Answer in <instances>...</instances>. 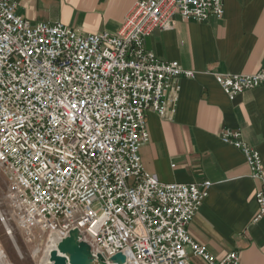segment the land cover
I'll use <instances>...</instances> for the list:
<instances>
[{
	"label": "built area",
	"instance_id": "1",
	"mask_svg": "<svg viewBox=\"0 0 264 264\" xmlns=\"http://www.w3.org/2000/svg\"><path fill=\"white\" fill-rule=\"evenodd\" d=\"M13 0H0V167L11 219L28 242L56 244L77 229L93 253L124 264H239L237 252L216 260L188 227L211 187L163 183L143 170L146 115L171 119L180 78L194 73L145 49L176 19L222 17V0H138L116 33L81 34L62 23L30 24ZM230 99L264 89L252 75L213 73ZM220 140L239 149L264 217L260 154L237 130Z\"/></svg>",
	"mask_w": 264,
	"mask_h": 264
},
{
	"label": "crops",
	"instance_id": "2",
	"mask_svg": "<svg viewBox=\"0 0 264 264\" xmlns=\"http://www.w3.org/2000/svg\"><path fill=\"white\" fill-rule=\"evenodd\" d=\"M30 24L59 22L81 33H116L138 0H13ZM222 17L204 22L176 19L172 29L155 31L145 49L194 73L178 80L175 113L162 119L149 112V140L140 149L143 170L163 183L210 182L188 233L216 260L237 252L239 264H264V217L255 220V192L239 149L220 140L237 130L256 150L264 170V89L230 100L213 73L252 75L264 67V0H222ZM192 264H206L189 256Z\"/></svg>",
	"mask_w": 264,
	"mask_h": 264
},
{
	"label": "rangeland",
	"instance_id": "3",
	"mask_svg": "<svg viewBox=\"0 0 264 264\" xmlns=\"http://www.w3.org/2000/svg\"><path fill=\"white\" fill-rule=\"evenodd\" d=\"M7 188V177L0 167V215L11 232V235H7L6 227L0 221V264H48L45 256L52 244L46 247L45 236L38 234L34 241L28 242L18 230L11 219L12 210L6 197Z\"/></svg>",
	"mask_w": 264,
	"mask_h": 264
},
{
	"label": "water",
	"instance_id": "4",
	"mask_svg": "<svg viewBox=\"0 0 264 264\" xmlns=\"http://www.w3.org/2000/svg\"><path fill=\"white\" fill-rule=\"evenodd\" d=\"M48 264H124L125 257L116 254L105 259L101 254L93 253L84 242L77 229L71 230L68 236L54 244L48 253Z\"/></svg>",
	"mask_w": 264,
	"mask_h": 264
},
{
	"label": "bare ground",
	"instance_id": "5",
	"mask_svg": "<svg viewBox=\"0 0 264 264\" xmlns=\"http://www.w3.org/2000/svg\"><path fill=\"white\" fill-rule=\"evenodd\" d=\"M0 221L3 223V225L6 227V232H7V235H11V232H10V229L5 225V221H4V219H3V217L0 215ZM51 249H54V245L52 244V246L50 247V249L47 251V253H46V258H48V253H49V251L51 250ZM45 255V254H44ZM45 258V259H46Z\"/></svg>",
	"mask_w": 264,
	"mask_h": 264
}]
</instances>
